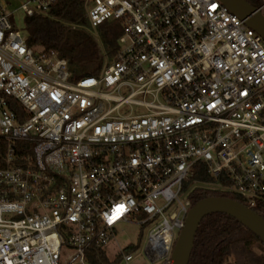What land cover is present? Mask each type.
I'll use <instances>...</instances> for the list:
<instances>
[{
    "label": "built area",
    "instance_id": "2783aa9c",
    "mask_svg": "<svg viewBox=\"0 0 264 264\" xmlns=\"http://www.w3.org/2000/svg\"><path fill=\"white\" fill-rule=\"evenodd\" d=\"M16 1L29 19L63 0ZM82 1L94 38L111 21L123 33L98 76L73 81L0 0V264H89L124 224L172 264L195 188L264 208V39L219 0ZM198 164L215 182L185 187Z\"/></svg>",
    "mask_w": 264,
    "mask_h": 264
},
{
    "label": "trees",
    "instance_id": "16d2710c",
    "mask_svg": "<svg viewBox=\"0 0 264 264\" xmlns=\"http://www.w3.org/2000/svg\"><path fill=\"white\" fill-rule=\"evenodd\" d=\"M255 0L253 6L260 7ZM88 25L82 0H63L54 7L49 17L27 19V45L39 48L46 54L57 53L66 60L73 72V81L87 76H98L105 64V57L113 60L118 52V40L123 33L118 21L99 26V40L92 35L76 43L67 42L70 28ZM207 184L215 179L207 173L204 165L198 164L195 173L185 187L192 183ZM209 197H225L243 204L233 194L197 187L190 198L193 206ZM264 219V208L254 209ZM134 249L129 247L126 253ZM89 264H119L122 256L110 261L106 251L90 250ZM189 264H264V244L235 219L224 214H212L203 219L198 229Z\"/></svg>",
    "mask_w": 264,
    "mask_h": 264
},
{
    "label": "water",
    "instance_id": "95a60500",
    "mask_svg": "<svg viewBox=\"0 0 264 264\" xmlns=\"http://www.w3.org/2000/svg\"><path fill=\"white\" fill-rule=\"evenodd\" d=\"M219 1L264 39L263 10L246 0ZM212 214H224L235 219L264 244V219L261 216L235 200L209 197L196 203L188 212L184 228L180 231L171 254L172 264H189L200 224Z\"/></svg>",
    "mask_w": 264,
    "mask_h": 264
},
{
    "label": "rangeland",
    "instance_id": "374dc122",
    "mask_svg": "<svg viewBox=\"0 0 264 264\" xmlns=\"http://www.w3.org/2000/svg\"><path fill=\"white\" fill-rule=\"evenodd\" d=\"M257 4L262 6L264 4V0H258ZM19 2L16 0H12V6L10 10L13 12V15L10 18V21L14 28L22 33L24 37L28 38L27 31V19L25 14L18 10ZM264 14V9H263ZM99 33V32H98ZM90 36V26L89 24L82 28H70L67 34V42L68 43H76L80 40L85 39L87 36ZM99 40V39H97ZM106 91V90H105ZM124 96L129 94L128 91H123ZM137 99H143L142 97H138ZM150 101V98L147 99ZM122 113L128 114L130 112V108H124ZM144 112L141 108H135L134 114L140 115ZM192 188V187H191ZM118 235L115 241H113L106 249V253L110 259V261H114L119 255L118 252L120 249H128L129 247L138 248L137 253L134 255V260L130 264H151L149 259L145 255V248L147 245V239L149 231L148 229H142L139 226L132 224H124L118 227Z\"/></svg>",
    "mask_w": 264,
    "mask_h": 264
},
{
    "label": "snow or ice",
    "instance_id": "6c2138e0",
    "mask_svg": "<svg viewBox=\"0 0 264 264\" xmlns=\"http://www.w3.org/2000/svg\"><path fill=\"white\" fill-rule=\"evenodd\" d=\"M123 208V205L119 206V208L116 210V213L119 214L123 210ZM109 222H111V220Z\"/></svg>",
    "mask_w": 264,
    "mask_h": 264
},
{
    "label": "flooded vegetation",
    "instance_id": "af4514ba",
    "mask_svg": "<svg viewBox=\"0 0 264 264\" xmlns=\"http://www.w3.org/2000/svg\"><path fill=\"white\" fill-rule=\"evenodd\" d=\"M248 3H250L251 5L254 4L255 0H246Z\"/></svg>",
    "mask_w": 264,
    "mask_h": 264
}]
</instances>
